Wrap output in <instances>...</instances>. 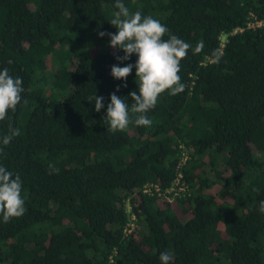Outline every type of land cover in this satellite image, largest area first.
Segmentation results:
<instances>
[{
	"label": "trees",
	"instance_id": "trees-1",
	"mask_svg": "<svg viewBox=\"0 0 264 264\" xmlns=\"http://www.w3.org/2000/svg\"><path fill=\"white\" fill-rule=\"evenodd\" d=\"M116 2L0 0V70L24 88L0 122V136L9 123L21 133L0 145V165L20 175L26 209L0 217V264H161L163 251L172 264H264V0H120L191 48L185 90L159 98L150 127L113 133L110 95L139 94L135 67L126 81L111 75L137 57L118 61L98 35L116 33ZM179 170L189 194L143 193Z\"/></svg>",
	"mask_w": 264,
	"mask_h": 264
},
{
	"label": "clouds",
	"instance_id": "clouds-1",
	"mask_svg": "<svg viewBox=\"0 0 264 264\" xmlns=\"http://www.w3.org/2000/svg\"><path fill=\"white\" fill-rule=\"evenodd\" d=\"M115 7L118 11L113 13L110 25L117 30L116 33L99 32L98 35L109 36V46L123 51V56L116 57L118 61H128L133 55L137 57L134 65H113L111 75L117 80L126 81L135 67L139 94L136 91L128 93L131 104L125 98L118 97L115 92L110 95L104 119L107 121L108 131L113 133L126 130L133 122L136 126L150 127L152 120L147 114L155 108L159 98L165 92L177 95L185 90L186 86L181 82L179 73L181 61L187 58L191 48L189 43L171 34L164 24L152 16H143L139 11L132 13L120 0H117ZM202 48L203 42L198 43L195 52H200ZM219 60L220 55L215 54V62L218 63ZM8 63L11 64L12 61L9 60ZM22 84V78L13 77L8 68L0 70V122L10 121L9 113L16 112L21 105L24 92ZM123 87H127V84ZM116 91H119V87ZM93 100L95 111L100 112L104 107V98L95 94L88 98V102L92 103ZM27 103L24 99L23 104L26 106ZM20 134V130L9 123L8 134L0 136V145L8 146ZM0 153H3V147H0ZM58 171L55 169V172ZM24 205L20 175H14L0 165V217L3 222L21 217L26 211ZM259 211L264 213V201L260 202ZM173 258L170 251L161 252L159 257L161 264H172Z\"/></svg>",
	"mask_w": 264,
	"mask_h": 264
},
{
	"label": "built area",
	"instance_id": "built-area-1",
	"mask_svg": "<svg viewBox=\"0 0 264 264\" xmlns=\"http://www.w3.org/2000/svg\"><path fill=\"white\" fill-rule=\"evenodd\" d=\"M263 24L262 21H249L247 23V27L248 28H255L257 26H261ZM236 30V29H235ZM239 31H242L243 28H238ZM221 36H224L223 34ZM225 44V40H220V52H222V49L224 47ZM182 159L179 162V165H182L186 162V160L188 159V152L183 151L182 152ZM156 193L157 196L163 197L164 199H166L167 201H173L176 197L179 196H183L185 194H189L188 191V186L185 182V180L183 179V175L182 172L179 170L177 172V176L174 178V180L172 181V183L162 189L159 185H146L143 188V193H150V192ZM151 193V194H153ZM134 227V223L133 220H131L130 223H128V228H127V232H130Z\"/></svg>",
	"mask_w": 264,
	"mask_h": 264
}]
</instances>
